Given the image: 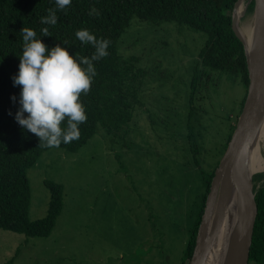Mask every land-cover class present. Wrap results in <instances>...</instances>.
<instances>
[{
	"label": "rangeland",
	"instance_id": "rangeland-1",
	"mask_svg": "<svg viewBox=\"0 0 264 264\" xmlns=\"http://www.w3.org/2000/svg\"><path fill=\"white\" fill-rule=\"evenodd\" d=\"M238 22L253 24V13L244 9ZM204 42L203 32L175 22L131 21L118 51L138 56L150 72L134 111L131 141H112L99 127L77 152L44 151L27 170L29 218L46 214V179L63 184L64 207L47 236L0 228V264H180L202 191L198 170L188 165L192 155L185 149L182 120ZM206 86L204 98L194 103L201 110L193 122L204 170L220 155L245 94L239 81ZM257 173L263 176L255 185L264 186V171L253 177Z\"/></svg>",
	"mask_w": 264,
	"mask_h": 264
},
{
	"label": "trees",
	"instance_id": "trees-1",
	"mask_svg": "<svg viewBox=\"0 0 264 264\" xmlns=\"http://www.w3.org/2000/svg\"><path fill=\"white\" fill-rule=\"evenodd\" d=\"M235 2L236 0H72L65 10L57 11V24L47 25L42 24L41 19L48 15L49 9H55L54 0H0V228L26 236H47L64 207L63 184L46 179L44 185L50 195L46 214L36 220H31L28 215L31 190L27 170L50 148L40 147L35 134L23 129L14 119L19 107L20 86H13L12 77L18 72L19 56L22 54L21 29L30 28L40 36L41 29L47 27L50 36H41V41L49 48L67 41L68 45L64 47L70 55L76 53L90 57L94 52L90 44H82L76 38L77 30L86 28L97 38L110 40L108 55L94 62L97 74L89 92L80 97L87 114V120L79 126L80 137L59 147L68 152H77L99 127L104 129L112 141H131L134 111L141 105L140 97L150 72L149 68L139 65L138 56H124L118 51L119 38L135 19L153 25L175 22L205 34L204 45L198 52L192 71L188 115L182 120L185 149L192 155L188 165L198 170L202 183L198 213L180 262L189 264L214 170L235 127L249 83L244 46L232 29V14L228 13L232 11ZM93 6L99 11L98 16L88 14ZM253 9L254 0H251L247 13H252ZM226 80L241 82L245 87V94L239 101L235 121L229 124L228 133L219 150L220 155L213 166L204 170L199 163L204 160L203 146L193 138L194 113H199L201 108L197 110L194 103L204 98L200 94L203 87L212 85L217 89ZM12 96L16 97L15 101L11 99ZM260 174L262 177V173L254 174V181ZM255 201L257 215L248 264H263L264 186L256 188Z\"/></svg>",
	"mask_w": 264,
	"mask_h": 264
},
{
	"label": "clouds",
	"instance_id": "clouds-1",
	"mask_svg": "<svg viewBox=\"0 0 264 264\" xmlns=\"http://www.w3.org/2000/svg\"><path fill=\"white\" fill-rule=\"evenodd\" d=\"M54 2L55 9L48 10V15L41 19L42 24H57V11L65 10L72 0ZM88 14L98 16L99 11L93 6ZM20 32L22 54L19 56L18 72L12 77L13 86H20L15 121L35 134L40 147L59 148L61 144L78 140L79 126L87 120L80 97L89 92L97 74L94 62L108 55L110 40L97 38L86 28L77 30L76 38L94 48L93 54L88 57L76 53L70 55L64 47L68 45L67 41L47 47L40 39L41 36H50L47 27L41 29L40 36L26 27ZM11 99L15 101L16 97Z\"/></svg>",
	"mask_w": 264,
	"mask_h": 264
},
{
	"label": "water",
	"instance_id": "water-1",
	"mask_svg": "<svg viewBox=\"0 0 264 264\" xmlns=\"http://www.w3.org/2000/svg\"><path fill=\"white\" fill-rule=\"evenodd\" d=\"M251 0L245 6L247 9ZM232 14V29L241 39L247 61L249 83L224 153L214 170L197 229L189 264H206L221 230L232 191L236 189V221L221 264H248L257 215L253 174L248 173V152L264 116V0H254L252 38L247 45L237 30L238 16ZM264 264V263H263Z\"/></svg>",
	"mask_w": 264,
	"mask_h": 264
},
{
	"label": "bare ground",
	"instance_id": "bare-ground-1",
	"mask_svg": "<svg viewBox=\"0 0 264 264\" xmlns=\"http://www.w3.org/2000/svg\"><path fill=\"white\" fill-rule=\"evenodd\" d=\"M245 9V1L240 0L238 3L235 14L240 19ZM252 25L249 22H245L242 26L237 22V30L241 33L247 45L250 44L252 38ZM246 169L248 173L252 174L255 171H264V116L254 140L251 146L246 162ZM236 189L232 191L230 201L227 206L224 222L222 224L219 235L214 243L206 264H221L229 236L233 230L236 221Z\"/></svg>",
	"mask_w": 264,
	"mask_h": 264
}]
</instances>
